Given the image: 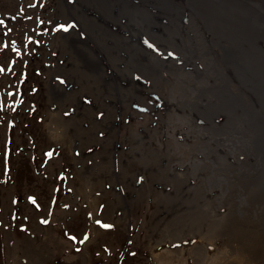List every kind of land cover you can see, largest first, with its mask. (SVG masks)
<instances>
[{
	"label": "bare ground",
	"instance_id": "obj_1",
	"mask_svg": "<svg viewBox=\"0 0 264 264\" xmlns=\"http://www.w3.org/2000/svg\"><path fill=\"white\" fill-rule=\"evenodd\" d=\"M53 1L47 151L63 150L80 184L76 200L67 187L58 222L29 230L34 247L46 255L58 243L52 229L74 201L111 222L113 202L148 191L158 195L163 250L191 264H264V0ZM143 84L162 108L122 132L120 115L145 99ZM244 205L260 222L240 218ZM30 249L8 263L40 264Z\"/></svg>",
	"mask_w": 264,
	"mask_h": 264
},
{
	"label": "rangeland",
	"instance_id": "obj_2",
	"mask_svg": "<svg viewBox=\"0 0 264 264\" xmlns=\"http://www.w3.org/2000/svg\"><path fill=\"white\" fill-rule=\"evenodd\" d=\"M55 8L53 0H0V264H9L8 255L25 245L31 246V255L45 257L40 264H191L187 253H171L156 243L161 237L155 216L158 195L148 191L140 192L141 197L135 194L133 204L113 202L110 212L115 216L117 210L118 215L111 222L103 211L92 219L88 207L74 201L62 224L52 229L58 243L52 249L46 243V255L44 245L32 244L29 230L41 228L43 219L58 222L67 187L75 186L71 198L76 200L80 184L67 154L54 147L47 151L53 144L43 119L48 109L46 48L57 39ZM146 88L143 84L145 99L121 113L122 132L143 128L154 108H162L161 97ZM92 168L97 171L99 166ZM220 187L222 193L227 189L226 184ZM245 207L239 209L240 218L260 222ZM86 234L92 237L88 245ZM151 242L158 245L150 246Z\"/></svg>",
	"mask_w": 264,
	"mask_h": 264
},
{
	"label": "snow or ice",
	"instance_id": "obj_3",
	"mask_svg": "<svg viewBox=\"0 0 264 264\" xmlns=\"http://www.w3.org/2000/svg\"><path fill=\"white\" fill-rule=\"evenodd\" d=\"M62 27V26H61ZM29 199H32L31 197ZM97 223H101L100 221H97ZM107 227V225H105ZM73 239H75V237H73Z\"/></svg>",
	"mask_w": 264,
	"mask_h": 264
}]
</instances>
